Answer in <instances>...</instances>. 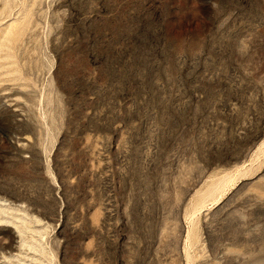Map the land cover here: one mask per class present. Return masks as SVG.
Instances as JSON below:
<instances>
[{
    "label": "rangeland",
    "instance_id": "obj_1",
    "mask_svg": "<svg viewBox=\"0 0 264 264\" xmlns=\"http://www.w3.org/2000/svg\"><path fill=\"white\" fill-rule=\"evenodd\" d=\"M0 264H264V0H0Z\"/></svg>",
    "mask_w": 264,
    "mask_h": 264
}]
</instances>
